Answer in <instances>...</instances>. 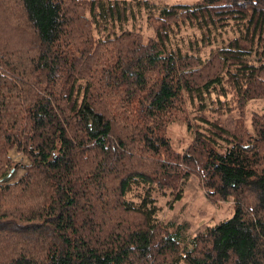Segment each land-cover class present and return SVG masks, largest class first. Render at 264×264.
<instances>
[{
    "label": "trees",
    "instance_id": "trees-1",
    "mask_svg": "<svg viewBox=\"0 0 264 264\" xmlns=\"http://www.w3.org/2000/svg\"><path fill=\"white\" fill-rule=\"evenodd\" d=\"M145 4L0 0V264H264L263 117L250 138L200 116L182 154L166 133L224 82L237 102L264 97V0L173 4L149 38L127 28ZM185 20L240 36L199 72L171 36ZM13 149L29 159L16 181ZM193 173L235 205L184 241L154 191L180 199Z\"/></svg>",
    "mask_w": 264,
    "mask_h": 264
},
{
    "label": "rangeland",
    "instance_id": "rangeland-1",
    "mask_svg": "<svg viewBox=\"0 0 264 264\" xmlns=\"http://www.w3.org/2000/svg\"><path fill=\"white\" fill-rule=\"evenodd\" d=\"M143 1L148 2V4L141 6L142 10L137 11V18L130 21L127 28H138L145 38H149L154 36L157 28L155 19L148 17L149 14L157 15L162 8L173 4H193L199 0ZM146 6L150 7L146 8ZM173 25L171 36L174 47H178L180 53L184 55L195 54L196 58L199 57L204 60V64L195 65L197 67L194 69H198L199 72L204 69L202 66L208 64L219 49L228 46L232 38L240 36V31L232 27H225L214 32L208 38L207 31L204 33L203 29L192 22H188V20ZM221 92H227V95H222ZM232 95L233 91L224 82L223 85L207 94L203 99L187 98L184 103L185 115L174 120L166 127V133L170 137L175 151L180 154L184 153L194 142L195 129L206 126L199 121L200 116L210 120L219 119L225 126H233L235 123H239L242 129L241 132H246L250 138H255L258 134L254 129L253 120H259L261 117L264 119V97L253 98L247 102H237V99L233 100ZM10 154L15 161V166L9 172L7 178L10 181H16L23 175L24 166L29 163V159L17 149H13ZM175 196L176 193L171 190L154 191L158 206L157 217L163 223L168 224L172 231L180 232L184 241L190 240L199 231L230 217L234 211L233 197L224 200L218 194L211 193L206 186V179H204L202 173H193L185 183L182 197L176 199ZM162 263L159 260L151 262V264Z\"/></svg>",
    "mask_w": 264,
    "mask_h": 264
}]
</instances>
